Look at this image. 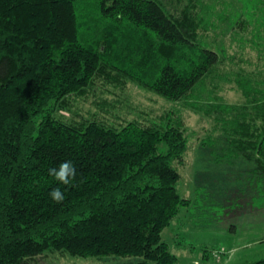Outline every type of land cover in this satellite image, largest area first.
I'll return each mask as SVG.
<instances>
[{
  "label": "trees",
  "instance_id": "trees-1",
  "mask_svg": "<svg viewBox=\"0 0 264 264\" xmlns=\"http://www.w3.org/2000/svg\"><path fill=\"white\" fill-rule=\"evenodd\" d=\"M168 1L0 0V264L48 251L179 264L162 233L192 204L178 188L183 126L59 117L99 78L187 100L214 70L236 63L227 36L264 60V0H209L198 13ZM215 1L222 11L213 19ZM241 69L245 104L228 140L264 179V66ZM67 160L77 170L70 186L49 175ZM55 188L63 203L50 198Z\"/></svg>",
  "mask_w": 264,
  "mask_h": 264
},
{
  "label": "rangeland",
  "instance_id": "rangeland-1",
  "mask_svg": "<svg viewBox=\"0 0 264 264\" xmlns=\"http://www.w3.org/2000/svg\"><path fill=\"white\" fill-rule=\"evenodd\" d=\"M168 2L179 10L194 6L198 13L209 0ZM210 3L215 7L214 13L210 12L214 19L222 7L218 1ZM221 29L219 26L216 32ZM225 44L236 63L227 62L214 70L187 100H167L131 80L99 78L85 95L71 98L69 106L59 112L68 122L96 119L121 126L136 120L162 125L172 119L183 126L188 148L182 163H176L181 175L178 188L192 204L162 233L179 264H246L264 258V179L254 174L255 163L228 140L237 108L245 104L236 73L243 71L241 67L247 71L262 68L264 60L251 43L241 46L227 36ZM214 251L221 253L220 259L213 256ZM137 260L48 251L26 264H122Z\"/></svg>",
  "mask_w": 264,
  "mask_h": 264
},
{
  "label": "clouds",
  "instance_id": "clouds-1",
  "mask_svg": "<svg viewBox=\"0 0 264 264\" xmlns=\"http://www.w3.org/2000/svg\"><path fill=\"white\" fill-rule=\"evenodd\" d=\"M77 170L71 160L60 163L57 167L49 169V175L53 176L57 181L63 185H71L76 178ZM50 198L56 203H63L65 196L60 188L53 189L50 193Z\"/></svg>",
  "mask_w": 264,
  "mask_h": 264
},
{
  "label": "built area",
  "instance_id": "built-area-1",
  "mask_svg": "<svg viewBox=\"0 0 264 264\" xmlns=\"http://www.w3.org/2000/svg\"><path fill=\"white\" fill-rule=\"evenodd\" d=\"M214 255H215L217 258H219V257H220V253H219V251H214Z\"/></svg>",
  "mask_w": 264,
  "mask_h": 264
}]
</instances>
